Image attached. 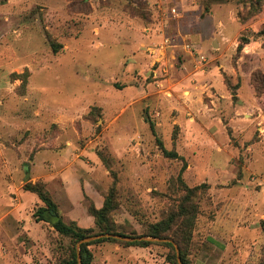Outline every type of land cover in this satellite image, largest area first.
Listing matches in <instances>:
<instances>
[{
    "label": "rangeland",
    "instance_id": "374dc122",
    "mask_svg": "<svg viewBox=\"0 0 264 264\" xmlns=\"http://www.w3.org/2000/svg\"><path fill=\"white\" fill-rule=\"evenodd\" d=\"M203 1L0 0V264L70 259L24 188L59 156L67 181L114 192L127 235L179 210L184 168L207 185L190 264H264V5L243 20L239 0ZM153 243L137 253L167 264ZM130 251L112 264H138Z\"/></svg>",
    "mask_w": 264,
    "mask_h": 264
},
{
    "label": "trees",
    "instance_id": "16d2710c",
    "mask_svg": "<svg viewBox=\"0 0 264 264\" xmlns=\"http://www.w3.org/2000/svg\"><path fill=\"white\" fill-rule=\"evenodd\" d=\"M232 0H205L203 4L206 6V10H209L212 4H225ZM240 3L247 6L248 15L243 17L245 20L248 17H252L258 14L264 5V0H239ZM242 43L239 45V50L244 48V45L248 43L246 38L242 39ZM151 124V129L155 133L154 123ZM159 146L164 150V154L167 157L176 158L178 155L176 152H169L163 148V143L159 141ZM184 168L178 177L185 194L182 196V201L179 204V210L174 211L167 219L156 224L145 225V233L143 235L136 234H125L122 227L115 222L113 214L119 208V202L115 197L114 192H110L108 195L104 196V204L101 208H98L94 201L84 195L87 204V211L94 220V227L83 228L80 227L77 221L71 220L66 221L61 213L59 204L55 201L53 195L48 189V185L44 182L32 183L30 179H26L25 190L32 192L37 195L42 205L37 207L33 213V218L38 223H46L60 238L69 239L73 242L70 249V259L64 261L62 264H79L78 262V249L77 245L80 241L95 237L103 234H115L122 237H152L169 239L173 241L179 248V255L181 257L183 264H190L188 257L186 255L185 245L187 241L191 238V232L195 224V220L198 214V205L195 203V196L197 190L201 188H206L207 185H201L196 188H190L186 185L183 179ZM174 227V229H173ZM104 243L118 244L124 248L139 247V248H150L151 245L155 244L148 241H136L127 242L121 241L115 238H102L96 241L84 243L80 247L81 258L83 264H94L95 255L90 249L93 245H99ZM173 243H160L171 249V252L165 257L167 264H179L178 254L176 247Z\"/></svg>",
    "mask_w": 264,
    "mask_h": 264
},
{
    "label": "crops",
    "instance_id": "0c3cea01",
    "mask_svg": "<svg viewBox=\"0 0 264 264\" xmlns=\"http://www.w3.org/2000/svg\"><path fill=\"white\" fill-rule=\"evenodd\" d=\"M59 158L60 159L56 161L49 160L44 162V164H46L45 172L50 175L49 177H46L44 181L47 185H50L51 182L56 183L58 180L57 186L53 188L54 190L50 191L49 189V191L53 195L55 201L59 204L61 213L62 208L65 206L66 209L72 211L71 220L77 221L80 227H93V217L89 215L87 207L81 202V198L83 199V197H85L84 195H87L94 201L98 208H101L104 204L103 193L90 182H85L83 185L78 178L73 179V181H67L65 171H63V167L60 166L62 165L63 157L59 156ZM76 189L79 193L77 196H74L73 192H75ZM122 250L136 252L134 255L130 256L137 260L138 264H156L151 257H147V255L145 257L137 253H150L151 251L149 248H124L119 245H103L98 247V252L94 251L96 255V261L94 264H112L114 254L119 255Z\"/></svg>",
    "mask_w": 264,
    "mask_h": 264
},
{
    "label": "water",
    "instance_id": "95a60500",
    "mask_svg": "<svg viewBox=\"0 0 264 264\" xmlns=\"http://www.w3.org/2000/svg\"><path fill=\"white\" fill-rule=\"evenodd\" d=\"M102 238H115L121 241H127V242H136V241H148V242H160V243H173V241L169 240V239H161V238H152V237H139V238H132V237H122L119 235H115V234H103V235H98L95 237H91L85 240H82L78 243L77 245V249H78V262L79 264H83L82 263V258H81V252H80V247L82 244L84 243H88V242H92V241H96ZM174 244V243H173ZM177 250V254H178V263L179 264H183L181 257L179 255V248L176 244H174Z\"/></svg>",
    "mask_w": 264,
    "mask_h": 264
}]
</instances>
